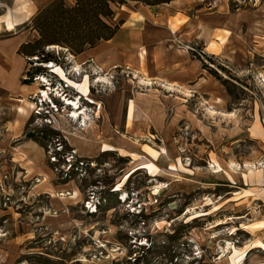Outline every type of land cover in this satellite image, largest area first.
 Returning <instances> with one entry per match:
<instances>
[{"label": "rangeland", "instance_id": "1", "mask_svg": "<svg viewBox=\"0 0 264 264\" xmlns=\"http://www.w3.org/2000/svg\"><path fill=\"white\" fill-rule=\"evenodd\" d=\"M147 1L109 3L114 15L102 21L112 27ZM189 1L194 38L174 43L209 75L202 91L193 84L165 89L145 72L147 64L98 65L80 38L66 45L40 39L38 12L57 3L71 9L76 0H0V264H229L220 258L227 242L264 243V228L250 227L264 220V0ZM25 4L28 17L21 15ZM184 21L175 17L177 37ZM90 29L109 31L92 20L79 36ZM210 43L217 52L207 50ZM49 62L77 82L88 75L89 96L68 87ZM135 70L153 84H139ZM96 74L109 83L95 84ZM38 77L49 85L37 88ZM47 87L49 101L42 102L35 92ZM64 97H80L85 126L82 116L68 118ZM16 100L34 107L18 115L25 104ZM105 144L116 150L103 151ZM146 161L157 176L139 169L115 191ZM247 163L260 168L259 180ZM236 187L253 193L251 204L233 200ZM245 264H264V251L252 249Z\"/></svg>", "mask_w": 264, "mask_h": 264}, {"label": "crops", "instance_id": "2", "mask_svg": "<svg viewBox=\"0 0 264 264\" xmlns=\"http://www.w3.org/2000/svg\"><path fill=\"white\" fill-rule=\"evenodd\" d=\"M192 6L189 0H173L169 3L141 5L131 9L109 40L98 43L85 53L94 56L98 65L106 67L128 64L141 70L147 64L145 72L150 76L174 86L185 87L184 85L193 84V90L202 91V82H209V75L202 70L199 61L192 59L185 49L174 43L178 38H194L190 32ZM178 15L184 17L185 21L178 25L180 32H177V37L173 27L177 25L175 17ZM142 53H145L144 59ZM150 61L155 63L150 64ZM260 185H263V181ZM263 187L261 190L264 191ZM244 192L249 191L243 188L231 191L232 198L236 202L248 199L245 205H249L254 195ZM258 201L264 205V197ZM247 210L250 208L247 207Z\"/></svg>", "mask_w": 264, "mask_h": 264}, {"label": "bare ground", "instance_id": "3", "mask_svg": "<svg viewBox=\"0 0 264 264\" xmlns=\"http://www.w3.org/2000/svg\"><path fill=\"white\" fill-rule=\"evenodd\" d=\"M23 9V13L21 14L23 17H28L31 12L32 9L29 7V5H24L22 6ZM21 10V9H20ZM18 21V20H17ZM16 25V24H15ZM207 50H209L211 53H215L217 52V48L216 45L213 43H210L207 47ZM142 58H145V53H142ZM45 66L47 68L50 69V71L55 74L56 76H58L59 79L63 80L68 87H73L74 89H76L78 92V94H82V95H87V97L89 96L88 92H89V88H90V81L88 79V75H83L81 80L79 82L75 81L72 77L69 76L68 73H66L61 67L57 66L56 64L49 62L46 63ZM76 68L73 69L75 75L79 74L76 73V71H78V66H75ZM97 75V74H96ZM133 79H138L139 80V84L141 85H147V86H151L153 84L152 79L150 78H143V76H141V72L139 70H135L134 71V78ZM158 82H161L162 87H164L165 89H168L170 91L174 90L172 84L169 83H163V81L157 80ZM41 82H44V85H49L48 80L45 77H38L36 80V84L35 86L38 88L40 87V85L42 86ZM94 83L99 84V83H109L108 79L105 78L102 75H97V79L94 81ZM49 89L48 87L44 90L42 89H37L35 92V95L39 96V97H43V99L41 100L42 102H48L49 101ZM59 96V95H58ZM18 103L21 104H25V108H21V107H17L16 108V113L18 115H24L26 114L25 109L29 110L31 108L34 107V104L25 100H16ZM64 104L67 107H70V111L71 114L68 115V118H71L73 120V122H77L81 119L82 116V121L83 123L80 124V126H85V120L89 119L86 109L83 108L81 109L80 107V97H75L72 99H66L65 97L63 98ZM92 102V101H91ZM98 105V112L97 114L101 115V110H102V105H100V103H97ZM209 114L213 115L215 114L214 111L208 110ZM133 114H134V103L132 101L129 102L128 104V110H127V119L128 121L132 120L133 118ZM111 150H116L113 146H109V145H104L103 146V151H111ZM163 152L165 153V150L162 149ZM122 153H125L127 155V152L122 151ZM128 155H130L131 157L135 158L138 157L137 154L134 153H128ZM158 153H155V156H158ZM179 166H181L179 160H178ZM217 169L214 171L215 173L220 172L222 169L221 167L216 164ZM244 166L247 168L248 171V175L254 177V179L259 180L260 178V173L261 170L260 168L253 164V163H247L244 164ZM261 166V165H260ZM229 167L231 170H236L239 168L238 164H235L233 162L229 163ZM142 169L145 170L147 172V174H149V176L151 177H155L157 176V174L159 173V169L156 167V165L150 161H146V162H140L138 163L136 166H134L132 168V170L128 173L125 174V176L123 177V181L119 182L115 188V191L120 190V187L122 186V184L137 170ZM169 170L172 171H177V166L176 164H171L169 165ZM162 186H154L153 189L155 190V192ZM126 198V195H123V199ZM230 219V218H228ZM221 224H225L224 220L218 221L217 222V226L221 225ZM244 227H248V226H244ZM250 227L252 229H262L264 228V220L258 221L256 223H253L250 225ZM237 229L234 228L232 230V233H234V231H236ZM227 246L225 248H222V253L220 255V258H223L225 256H227V259L229 261V264H245V260L247 259L248 253L252 250V249H260L261 251H264V243L260 240H255L253 242H251L250 244L246 245L245 247L242 248H237L235 245H233L231 242H227L226 243Z\"/></svg>", "mask_w": 264, "mask_h": 264}, {"label": "trees", "instance_id": "4", "mask_svg": "<svg viewBox=\"0 0 264 264\" xmlns=\"http://www.w3.org/2000/svg\"><path fill=\"white\" fill-rule=\"evenodd\" d=\"M126 1L76 0L75 6L71 9L63 8L60 3H57L58 7L55 5L56 8L50 4L38 12L33 18V23L39 29L40 39L42 40L66 45L65 42L80 38L82 45L93 48L98 43L109 40L119 29V25L123 23L119 21L111 27L102 21L103 17H108V20H110V17L114 15L109 3L124 4ZM171 1L173 0H150L146 2V5H157ZM54 12H57L58 16L53 17ZM92 20L100 26L107 27L109 30L107 34L102 35L96 29H90L86 35L79 36L78 31L87 24L89 25ZM48 25H53V28ZM47 28L51 31H48Z\"/></svg>", "mask_w": 264, "mask_h": 264}]
</instances>
